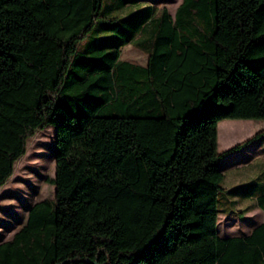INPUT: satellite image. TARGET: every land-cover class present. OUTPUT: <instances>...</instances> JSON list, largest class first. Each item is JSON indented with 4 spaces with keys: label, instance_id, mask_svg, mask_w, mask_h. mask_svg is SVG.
<instances>
[{
    "label": "trees",
    "instance_id": "16d2710c",
    "mask_svg": "<svg viewBox=\"0 0 264 264\" xmlns=\"http://www.w3.org/2000/svg\"><path fill=\"white\" fill-rule=\"evenodd\" d=\"M104 4L0 0V189L28 141L56 130L55 197L0 244V264H264V224L217 230L219 165L264 133L218 151L219 122L264 120V0L112 20ZM97 26L127 37L80 53ZM127 45L145 66L121 60ZM256 198L264 210V188Z\"/></svg>",
    "mask_w": 264,
    "mask_h": 264
},
{
    "label": "rangeland",
    "instance_id": "374dc122",
    "mask_svg": "<svg viewBox=\"0 0 264 264\" xmlns=\"http://www.w3.org/2000/svg\"><path fill=\"white\" fill-rule=\"evenodd\" d=\"M181 1L139 0L141 6L117 9L116 0H105L102 15L112 20L145 11L149 6L157 11L167 9L174 15ZM100 28L97 26L95 32L80 43V53L88 54L107 44L106 39L127 37L97 32ZM121 60L145 66L148 55L127 45L122 49ZM261 132H264V120H223L218 124V151L224 153ZM55 138L53 126L38 131L28 141L26 155L16 162L13 176L0 189V242L11 239L25 225L33 205L54 199L55 188L47 180L55 176ZM219 169L225 176L222 183L225 191L219 195L218 234L232 237L236 231L247 233L264 222V217L258 215L264 216L263 211L248 213L253 209L252 198L259 196L264 188V133L253 144L225 158Z\"/></svg>",
    "mask_w": 264,
    "mask_h": 264
},
{
    "label": "crops",
    "instance_id": "0c3cea01",
    "mask_svg": "<svg viewBox=\"0 0 264 264\" xmlns=\"http://www.w3.org/2000/svg\"><path fill=\"white\" fill-rule=\"evenodd\" d=\"M183 1V0H182ZM182 1H181V3H182ZM180 3V4H181ZM178 8V7H177ZM252 201H253V209L250 211V210H248V213H251V212H259L258 210H261V211H263L264 212V210H262V209H260L259 207H258V203H257V198H252ZM250 211V212H249ZM259 216H261V217H264L262 214L260 215V214H258ZM262 224H264V222L263 223H260V224H257V225H255L253 228H251L247 233H243L242 231H236V233L232 236V237H246V236H249L252 232H253V230L256 228V227H258V226H260V225H262ZM229 230V229H228ZM238 232H240V234H238L237 235V233ZM15 235V234H14ZM223 238H229V237H226V236H224ZM13 239V237L11 238V239H9V240H7V241H3V242H0V244L1 243H4V242H9V241H11Z\"/></svg>",
    "mask_w": 264,
    "mask_h": 264
}]
</instances>
